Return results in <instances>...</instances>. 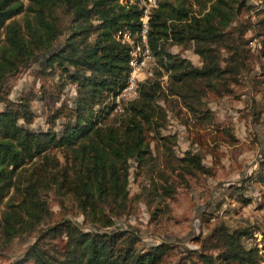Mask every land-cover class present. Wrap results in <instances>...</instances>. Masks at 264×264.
I'll use <instances>...</instances> for the list:
<instances>
[{
    "label": "trees",
    "instance_id": "obj_1",
    "mask_svg": "<svg viewBox=\"0 0 264 264\" xmlns=\"http://www.w3.org/2000/svg\"><path fill=\"white\" fill-rule=\"evenodd\" d=\"M156 3L150 14L148 43L153 56L168 70L165 88L203 121L210 116L207 108L198 112L203 91L228 94L240 72L249 69V48L244 37L247 24L231 23L239 10L249 5L246 0ZM192 3L197 12L192 11ZM137 12V8L118 0H0V252L15 235L28 234L37 227L34 239L9 264L165 261L170 248L167 240L141 247L134 225L111 227L113 217L130 213L129 160L142 167L148 164L152 158L148 135L158 133L157 119L162 115L155 103L162 91L159 80L154 78L140 84L138 96L129 102L123 118L116 124L105 122L112 108L105 98L123 85L129 69L127 46L114 38V32L119 27L134 29ZM62 32L65 35L57 42L59 45H53ZM167 39L190 43L199 66L168 52ZM51 46L55 50L46 60L37 62L38 69H48L49 74L55 67L60 70L63 75L57 74L54 84L58 92L66 82L74 83L73 106L64 113L60 103L47 116V128L31 129L27 126L34 116L30 92L10 98L8 80L32 55ZM260 47L264 54V35ZM59 116L62 120L56 130L53 123ZM228 135L231 141L235 139ZM160 138L168 139L163 135ZM52 148L61 151V160ZM164 152L166 159L172 154L171 148H164ZM202 157L200 151L186 148L175 159L186 172L198 170L211 175V167L202 162ZM250 179L264 180V164L244 181ZM154 183L147 193L155 190ZM244 183L235 186L236 197L247 204L252 198L243 194ZM160 187L165 193L172 191L164 184ZM47 192L60 205L66 204L80 214L81 224L66 216L40 225L51 216L43 198ZM260 198L263 196H257ZM255 233H260V246L245 245L243 241L252 240ZM61 234L64 240L59 239ZM198 245L188 248L175 264L264 261V231L257 226L243 224L229 229L221 221L209 228ZM211 250L215 251L213 255Z\"/></svg>",
    "mask_w": 264,
    "mask_h": 264
},
{
    "label": "rangeland",
    "instance_id": "obj_2",
    "mask_svg": "<svg viewBox=\"0 0 264 264\" xmlns=\"http://www.w3.org/2000/svg\"><path fill=\"white\" fill-rule=\"evenodd\" d=\"M246 4L249 6L242 7L231 23L247 24L244 37L249 48V69L240 72L239 80L230 84L231 92L228 94H215L208 89L203 91L197 106L198 112L204 108L209 110L207 119L199 120L180 99L168 93L165 88L168 70L156 57L151 64L152 75L144 81L146 83L155 78L160 83L162 94L155 100L162 109L161 118L157 119L158 133L148 135L152 158L145 167L129 160L127 190L130 213L120 218L113 217L111 227L134 225L139 232L141 247L167 240L170 248L163 264H175L188 248H198L199 239L221 221L229 229L247 224L250 228L257 226L264 231V204H259L261 201L264 203V180L244 181L264 164V54L260 52V40L264 35V21L261 20L264 18V0H246ZM191 9L197 12L193 3ZM64 35V32L58 35L53 45L61 42ZM165 49L188 58L195 66L200 64L190 43H174L167 39ZM220 52L224 54V50ZM47 71H41L37 63L29 61L8 80L10 98L16 99L30 92V107L34 116L27 126L31 129L47 128V116L60 103L64 113L67 107L73 106L74 83L66 82L58 92L54 84L59 77L57 74H63L57 67L53 74ZM163 93L166 95L163 96ZM105 101L112 103L105 122L116 124L126 115L131 100L124 101L120 97L117 100L107 95ZM61 120L60 116L54 119L56 130L60 128ZM228 134L235 139L231 141ZM160 135L168 139L160 138ZM164 148L172 150L167 159ZM186 148L200 151L202 162L211 167V175L198 170L186 172L178 166L175 158ZM51 150L59 160L62 159L61 151ZM149 165L153 168L148 169ZM242 181L246 184L243 194L252 198L247 204L236 197L235 186ZM153 182L157 185L155 190L147 193ZM160 184L171 187L172 191L165 193ZM259 195L263 199L258 200ZM43 198L51 209V216L40 225L66 216L81 224L82 216L66 204L60 205L51 192L45 193ZM204 217L207 219L204 220ZM36 232L37 227L28 234L15 235L0 252V264H9L18 257L34 239ZM59 239L64 240L65 236L61 234ZM258 241L260 243V236L258 240L255 235L252 240L245 239L243 243L249 246ZM210 252L212 255L215 253Z\"/></svg>",
    "mask_w": 264,
    "mask_h": 264
},
{
    "label": "built area",
    "instance_id": "obj_3",
    "mask_svg": "<svg viewBox=\"0 0 264 264\" xmlns=\"http://www.w3.org/2000/svg\"><path fill=\"white\" fill-rule=\"evenodd\" d=\"M118 1L138 10L137 25L134 29L119 27L114 32V38L127 46L129 69L123 85L112 94V97L117 100L120 97L124 101H128L138 96L140 84L152 75L151 64L154 63V56L148 43V29L151 10L156 7L157 3L156 0ZM255 235L259 240L260 233H255ZM256 245L260 246L259 241Z\"/></svg>",
    "mask_w": 264,
    "mask_h": 264
},
{
    "label": "water",
    "instance_id": "obj_4",
    "mask_svg": "<svg viewBox=\"0 0 264 264\" xmlns=\"http://www.w3.org/2000/svg\"><path fill=\"white\" fill-rule=\"evenodd\" d=\"M57 45H59V43H57ZM54 50H55V46H51L50 48L36 52L34 55L31 56L29 61L34 63H37L39 61H44L48 58L50 54L53 53Z\"/></svg>",
    "mask_w": 264,
    "mask_h": 264
}]
</instances>
